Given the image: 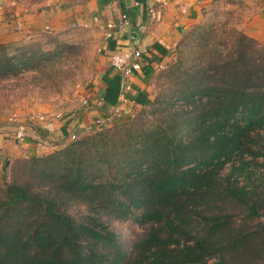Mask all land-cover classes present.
Instances as JSON below:
<instances>
[{"label":"trees","instance_id":"obj_1","mask_svg":"<svg viewBox=\"0 0 264 264\" xmlns=\"http://www.w3.org/2000/svg\"><path fill=\"white\" fill-rule=\"evenodd\" d=\"M194 35L165 64L170 89L130 94L150 121L13 161L0 182V264H264V44L229 22ZM73 48L0 42V80L44 72ZM109 73L112 108L122 77ZM116 220L141 231L125 236Z\"/></svg>","mask_w":264,"mask_h":264},{"label":"crops","instance_id":"obj_2","mask_svg":"<svg viewBox=\"0 0 264 264\" xmlns=\"http://www.w3.org/2000/svg\"><path fill=\"white\" fill-rule=\"evenodd\" d=\"M226 2L237 7L244 32L264 44V0H48L44 7L34 10L12 4L0 11V42L26 40L45 25L55 31L72 20L89 22L100 30L96 31L100 36L103 32L100 26L106 21L112 20L118 25L121 15L126 14L129 22L112 38H104L101 47L103 69L88 93L91 107L53 117L45 124L29 125V134L24 140L16 138L13 126L0 125V160L5 161L8 156L41 155L47 153L41 148L42 143L58 148L68 143L74 133L81 137L95 130L94 120L105 117L112 109L102 104L105 88L102 77L105 72L110 71V75L116 72L109 60L114 51L134 46L144 50L142 69L131 76L132 89L128 92L132 104L139 105L130 94L137 91L148 94L149 79L159 65L172 60L174 48L185 32L215 5ZM151 6L154 14L148 11ZM19 23L25 24L28 36L16 31Z\"/></svg>","mask_w":264,"mask_h":264},{"label":"rangeland","instance_id":"obj_3","mask_svg":"<svg viewBox=\"0 0 264 264\" xmlns=\"http://www.w3.org/2000/svg\"><path fill=\"white\" fill-rule=\"evenodd\" d=\"M47 1L0 0L2 6L0 11L3 12L12 4L14 7L34 10L44 7ZM67 22L63 27L55 31L46 32L42 28L29 39L9 41L13 45H18L34 40L44 42L51 37L57 42L70 44L74 48L72 51H67L62 59L55 62L53 66L47 67L44 72L28 71L18 77L0 80V125L16 127L20 123L18 120L14 121L12 125L8 124V117L13 114H18L22 119L28 120L32 113L62 116L79 108L87 109L91 107V99L88 93L93 81L103 69L101 47L104 35L100 33V36L96 32H100V30L94 25L91 26L89 22H79L77 20ZM222 22H229L230 25L236 26V28L244 29L237 7L228 5L227 2L226 4H217L190 28L191 31L195 32L192 42H196L197 34L203 29L209 28L210 25L219 26ZM195 27L199 29L198 32ZM200 27L202 28L200 29ZM46 47L53 48L54 45L48 43ZM174 59L175 55L172 61ZM166 68L165 64L159 65L149 79L148 86L150 91L148 94L150 96H155L163 89L167 91L173 85V75L169 77L167 74L169 70ZM127 109L128 112L112 117L113 122L111 123L96 124V129L91 130L88 134L109 128L114 124L125 123L128 120L141 118L150 121L154 117L150 112L151 106L142 107L129 104ZM20 157L22 156H8L7 160H0V182L11 181L10 167L13 161ZM3 166H7L6 171L3 170ZM252 167L257 170V167ZM228 170L229 167L224 170V173L228 172ZM237 210L238 214H240L241 211ZM259 220L264 222V215ZM112 225L117 231L124 232L125 236L129 237H135L138 235L137 232L141 231V228L137 227L133 221L126 223L116 220Z\"/></svg>","mask_w":264,"mask_h":264},{"label":"built area","instance_id":"obj_4","mask_svg":"<svg viewBox=\"0 0 264 264\" xmlns=\"http://www.w3.org/2000/svg\"><path fill=\"white\" fill-rule=\"evenodd\" d=\"M1 9L2 6L0 4V10ZM148 11L151 14L155 13L154 8L152 6L148 9ZM128 24L129 22L126 14H122L120 18V23L118 25L114 21L109 20L104 22L103 25L100 26V28L103 31L102 33L104 35V38L109 39L112 38L117 33L118 30L120 29L123 30ZM15 29L20 35L28 36V34L26 33L25 24L23 23L16 24ZM44 30L46 32H51L52 28L49 25H45ZM143 53H144L143 49L134 46V47H130L129 49L114 51L110 55L109 60L111 67L116 72L121 74L122 90L117 105L113 106L109 114H107L105 117L96 118L94 120V124L101 125V124L113 122L112 117L121 115L122 113H124V108L128 107L129 104L133 103L127 95L128 92L132 89V83L130 78L134 73L142 69ZM58 116L60 115L32 113L28 117V120H26V119H22L21 116H19L18 114H13L8 117V124L12 125L14 121L17 120L20 121V123H18L16 127H14V132L16 138L20 140H24L29 134V130L27 131L29 125L47 123L50 120H52L53 117H58ZM77 137L78 136L74 133L71 136V140ZM41 148L43 149L44 152H49L55 150L57 146L53 144L50 145L47 143H42Z\"/></svg>","mask_w":264,"mask_h":264}]
</instances>
